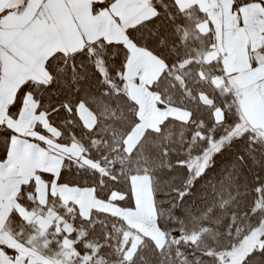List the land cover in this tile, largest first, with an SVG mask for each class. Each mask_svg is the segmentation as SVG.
<instances>
[{
  "label": "snow or ice",
  "instance_id": "1",
  "mask_svg": "<svg viewBox=\"0 0 264 264\" xmlns=\"http://www.w3.org/2000/svg\"><path fill=\"white\" fill-rule=\"evenodd\" d=\"M0 264H264V0H0Z\"/></svg>",
  "mask_w": 264,
  "mask_h": 264
}]
</instances>
